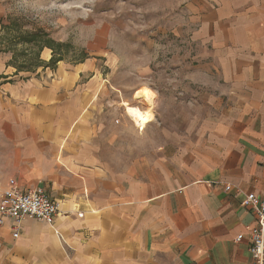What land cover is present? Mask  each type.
<instances>
[{
    "label": "crops",
    "instance_id": "0c3cea01",
    "mask_svg": "<svg viewBox=\"0 0 264 264\" xmlns=\"http://www.w3.org/2000/svg\"><path fill=\"white\" fill-rule=\"evenodd\" d=\"M197 7L203 94L157 156L117 170L78 125L99 97L85 66L21 77L0 53V196L13 179L58 202L53 225L0 224V264H254L242 201L264 197V0Z\"/></svg>",
    "mask_w": 264,
    "mask_h": 264
},
{
    "label": "rangeland",
    "instance_id": "374dc122",
    "mask_svg": "<svg viewBox=\"0 0 264 264\" xmlns=\"http://www.w3.org/2000/svg\"><path fill=\"white\" fill-rule=\"evenodd\" d=\"M197 6L198 0H0V53L21 77L48 79L62 64H83L79 83L97 80L99 97L92 117L85 113L78 125L90 128L96 157L117 170L157 156L192 111L187 101L203 94L192 82ZM144 88L155 94L150 107L139 98ZM123 103L150 111L152 122L136 127Z\"/></svg>",
    "mask_w": 264,
    "mask_h": 264
},
{
    "label": "built area",
    "instance_id": "2783aa9c",
    "mask_svg": "<svg viewBox=\"0 0 264 264\" xmlns=\"http://www.w3.org/2000/svg\"><path fill=\"white\" fill-rule=\"evenodd\" d=\"M225 189H229V186H225ZM242 205L251 208L255 219L253 225L246 226L251 240L250 256L254 264H264V197L259 199L254 192H249ZM57 214L58 202L51 199L42 188L23 190L11 179L0 196V224L12 219L15 223L13 237H17V226L26 216L53 225ZM241 238L242 234L236 237L237 240Z\"/></svg>",
    "mask_w": 264,
    "mask_h": 264
},
{
    "label": "bare ground",
    "instance_id": "6f19581e",
    "mask_svg": "<svg viewBox=\"0 0 264 264\" xmlns=\"http://www.w3.org/2000/svg\"><path fill=\"white\" fill-rule=\"evenodd\" d=\"M155 94L148 88H144L140 91L139 98L145 103L147 107H150L154 103ZM124 112L127 117L138 128H143L146 124L152 121V113L148 110L141 109L138 106L128 105L123 103Z\"/></svg>",
    "mask_w": 264,
    "mask_h": 264
}]
</instances>
